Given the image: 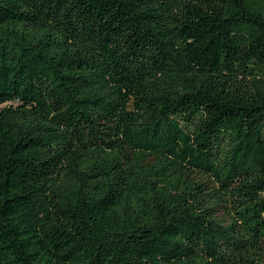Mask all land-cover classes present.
I'll list each match as a JSON object with an SVG mask.
<instances>
[{
	"label": "trees",
	"instance_id": "1",
	"mask_svg": "<svg viewBox=\"0 0 264 264\" xmlns=\"http://www.w3.org/2000/svg\"><path fill=\"white\" fill-rule=\"evenodd\" d=\"M0 264H264V0H0Z\"/></svg>",
	"mask_w": 264,
	"mask_h": 264
}]
</instances>
